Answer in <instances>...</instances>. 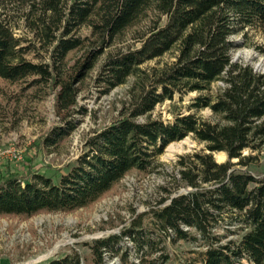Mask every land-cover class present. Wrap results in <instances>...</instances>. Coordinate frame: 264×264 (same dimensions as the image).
Segmentation results:
<instances>
[{
    "label": "trees",
    "instance_id": "16d2710c",
    "mask_svg": "<svg viewBox=\"0 0 264 264\" xmlns=\"http://www.w3.org/2000/svg\"><path fill=\"white\" fill-rule=\"evenodd\" d=\"M262 24L264 0H0V79L19 86L17 103L50 90L59 115L79 108L85 116L78 99L97 68L100 98L133 79L114 104L116 118L86 140L58 184L40 174L0 175V217L87 209L127 176L156 171L169 145L191 138L203 149L180 157L150 213L85 245L89 258L74 251L49 264H106V254L133 264L125 238L139 264H264V179L236 169L254 168L264 150V73L233 60L234 38ZM191 93L186 115L179 106ZM167 102L170 122L154 116ZM205 110L210 118L199 116ZM75 128L64 119L45 148ZM148 215L152 229L143 225ZM167 240L190 245L189 257L172 260Z\"/></svg>",
    "mask_w": 264,
    "mask_h": 264
},
{
    "label": "rangeland",
    "instance_id": "374dc122",
    "mask_svg": "<svg viewBox=\"0 0 264 264\" xmlns=\"http://www.w3.org/2000/svg\"><path fill=\"white\" fill-rule=\"evenodd\" d=\"M17 33L21 34L19 31ZM80 35L85 37L89 31L85 29ZM234 41L239 44V48L234 52L233 60L253 67L258 73H264V24L248 29L246 35H238ZM104 60L105 57L100 59L99 66ZM168 60L163 59L164 62ZM154 65L155 62L148 64ZM97 70L87 79L78 99L79 107L87 110L85 116L80 114L79 108H74L69 114L59 115L55 94L50 90L41 99L38 96L29 97L17 103L14 98L18 95L19 86L0 79L1 176L16 174L25 179L32 174H40L58 184L76 166L78 158L85 151L86 140L116 118L114 109L119 105L114 107V104L124 98L133 83L131 79L126 86L100 98L94 84ZM196 97V93H191L183 98L179 106L182 113L189 114L186 107ZM175 100L178 102L179 96ZM170 106V102L159 106L154 116H160L166 122L173 121L169 113ZM199 116L207 119L211 113L205 110ZM64 119L73 122L76 128L61 145L46 149L44 140L52 131L62 127ZM172 145L174 149L169 152ZM201 149L203 146L191 138L169 145L157 160L159 168L156 171L149 175L134 173L127 176L113 191L87 209L68 214H42L30 219L0 217V264H49L74 251L83 259L89 258L91 252L85 245L113 235L119 236L139 215L150 213L164 197L160 188L169 184L170 174L180 157ZM215 154L213 157L218 163L227 162L226 157L218 161ZM248 154L249 151H245L244 155ZM236 169L264 179V150L254 168ZM188 191L182 190L179 194ZM151 224V216L148 215L143 219V225L152 229ZM121 247L128 248L129 260L135 264L138 252L134 244L125 238ZM191 249L190 245L184 243L174 245L166 241V254L174 261L188 258ZM104 258L106 264H121L119 257L106 254Z\"/></svg>",
    "mask_w": 264,
    "mask_h": 264
},
{
    "label": "bare ground",
    "instance_id": "6f19581e",
    "mask_svg": "<svg viewBox=\"0 0 264 264\" xmlns=\"http://www.w3.org/2000/svg\"><path fill=\"white\" fill-rule=\"evenodd\" d=\"M173 149H174V145L170 146L168 151L172 152ZM215 156H216L218 161H223V160H225V157H226L225 153H216Z\"/></svg>",
    "mask_w": 264,
    "mask_h": 264
},
{
    "label": "built area",
    "instance_id": "2783aa9c",
    "mask_svg": "<svg viewBox=\"0 0 264 264\" xmlns=\"http://www.w3.org/2000/svg\"><path fill=\"white\" fill-rule=\"evenodd\" d=\"M184 230H185V231H189V229H188V228H185V227H184ZM135 263H136V264H139V260L137 259V260L135 261Z\"/></svg>",
    "mask_w": 264,
    "mask_h": 264
},
{
    "label": "water",
    "instance_id": "95a60500",
    "mask_svg": "<svg viewBox=\"0 0 264 264\" xmlns=\"http://www.w3.org/2000/svg\"><path fill=\"white\" fill-rule=\"evenodd\" d=\"M214 155V154H213ZM226 155V154H225ZM226 159L228 160V156L226 155ZM236 162H237V160H236ZM189 192V191H188Z\"/></svg>",
    "mask_w": 264,
    "mask_h": 264
}]
</instances>
